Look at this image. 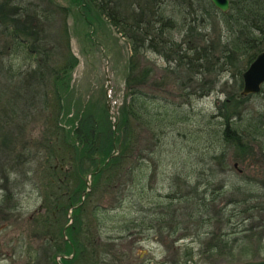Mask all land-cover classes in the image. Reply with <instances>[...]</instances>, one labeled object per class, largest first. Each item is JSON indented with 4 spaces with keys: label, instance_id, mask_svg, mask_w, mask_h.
Wrapping results in <instances>:
<instances>
[{
    "label": "trees",
    "instance_id": "trees-1",
    "mask_svg": "<svg viewBox=\"0 0 264 264\" xmlns=\"http://www.w3.org/2000/svg\"><path fill=\"white\" fill-rule=\"evenodd\" d=\"M228 1V10L221 12L208 0H71L86 29L96 32L105 19L129 44L124 95L112 120L106 100L92 96L73 117H66L65 96L77 63L68 48L65 17L69 8L54 0H0V201L6 195L14 198L22 190L19 184L27 181L38 190L41 200L30 217L37 228L32 237L39 240L32 254L35 264H58L56 257L59 264H103L113 254V242L133 232L154 230L163 244L167 241L162 232L185 237L186 226L174 213L170 214L174 225L168 229L164 210H143L142 200L149 197L164 198L155 206L170 208L190 194L194 209L183 215L187 222L198 219L190 223L196 236L208 229L214 242L208 244L209 250L224 248L229 241L219 238L221 234L209 228L211 223L226 229L244 220H264V175L253 180L261 185V192L246 188L248 192L236 200L245 204L242 208L228 209L223 204L217 211L213 208L214 214L208 213L213 205L205 199L212 203L215 196L205 192L226 187L215 184L213 174L201 181L200 171L197 175L193 171L197 179L191 183L175 172L171 175L174 187L162 198L152 193L153 188L147 192L144 185L155 172V165L146 158L166 156L163 140L172 141L171 130L191 120L184 104L208 95L220 72H229L232 84L224 81V98L209 115L214 120L208 121L206 136L199 134L201 129L192 134L196 142L189 149L197 160L192 166L202 164L211 170L212 164L220 165L224 171L227 149L240 162L250 157L264 160V84L255 94H239L242 71L264 50V0ZM212 12L220 25L212 22L210 35L205 28ZM53 14L62 16L55 40L43 33L45 20ZM172 31L181 35L178 41ZM62 38L63 51L58 46ZM147 50L165 61L158 80L154 67L141 63ZM148 81L150 89L143 90ZM170 85L178 93L168 90ZM65 117L68 128L61 123ZM30 120L39 123L36 139L24 132ZM176 135L184 139V132L176 131ZM184 188L187 191L181 194ZM12 207L16 209L17 203ZM217 259L211 264L223 262Z\"/></svg>",
    "mask_w": 264,
    "mask_h": 264
},
{
    "label": "rangeland",
    "instance_id": "rangeland-1",
    "mask_svg": "<svg viewBox=\"0 0 264 264\" xmlns=\"http://www.w3.org/2000/svg\"><path fill=\"white\" fill-rule=\"evenodd\" d=\"M29 1L38 2L39 0ZM54 1L58 6L69 8L68 15L65 17L68 48L77 58V63L70 72L68 95L65 96V103L68 104L66 117H73L77 113V109L90 96L106 100L104 92L106 85L105 76L107 75L109 80V115L113 120V110L121 102L124 95L122 80L130 56L129 44L105 19L102 22L100 21V27H97V31L93 32V28L88 27L86 29L82 25L81 18L77 14L78 7L72 4L71 0ZM101 2L105 5V1ZM42 5L44 6V4ZM218 19L217 14L214 12L206 18L208 22L205 31L210 35L214 33L212 31V22L215 21L220 25ZM61 25L62 16L59 14H53L49 20H45L43 33L46 38L52 35L55 40ZM85 32L87 36H85ZM172 34L174 40L178 41L181 37L176 31H172ZM58 46L59 50H64L63 38L59 39ZM141 63L154 67L155 72L153 73L156 80L164 73L165 61L153 51H145L144 59ZM215 79L217 81L214 82V89L208 95L193 99L189 105L184 104V109L190 113L189 119L191 120L179 123L177 127L175 126V129L171 130L169 136L172 141L168 140V143H166L165 139L163 140L165 150L168 151L165 153L166 156L161 154L159 158L156 156L151 159L146 158L148 163L155 165V172L153 177L149 180L146 179L144 184L147 192L153 188L154 192L152 190V193H158L162 198L165 193L167 194L174 187V184L171 185V175L175 172L180 174L182 180L183 178H189L191 183L197 179L192 174L193 171L196 172V175L200 171L197 176L200 175L201 181L213 174L214 179L212 181L215 184L224 183L226 188L222 190L215 189L211 192L209 191V193L205 192L206 196H215L212 203H210L208 198L205 199L207 204L213 205L212 209L208 210L209 214H214L213 208L215 210L220 209L223 204H226L225 207L228 209L242 208L245 204L236 200L243 197L246 188H248V191L261 192L263 190L261 185L253 182V180L256 179V176L263 178L259 175H264V160L250 157V159L240 162L233 158L232 151L229 149L225 151V157L223 158V163L226 165L224 171L220 169V165L212 164L211 170L204 168L199 163L202 161L201 159L198 162L200 165H197V167L192 166L193 163L197 164L194 153H191L189 149L194 147L193 145L196 142H193L192 134L196 135L197 130L201 129L199 134L206 136L205 133H208L207 129L210 128L208 121L214 120L209 115L215 113L216 104L224 98V91H222L223 89L221 90L223 83L227 80V86L232 84L229 72H220ZM150 87L151 85L148 81L142 88L143 90H149ZM175 88L170 85L168 90L174 94L178 93ZM256 101L261 102V99L258 98ZM66 117L61 120V123L68 128L70 123L69 119L66 122ZM39 131V123L37 121L27 123L24 129L26 137L35 139L39 135ZM176 131L184 132V139L176 135ZM234 163L236 166L233 165ZM173 164L174 166H172ZM86 178L88 180L89 175H86ZM239 179H244V182L248 184L233 182ZM15 180L20 182L22 179L20 180L18 175H16ZM86 183L89 182L87 181ZM18 187H22V190L19 193H15L14 198L10 199L6 195L0 201V264H25L28 260L31 262L30 264H35V260H32V254L34 248H37L39 240L32 237V232L37 228H34L35 226L30 217L39 205L41 198L38 190L34 189L28 181L24 182L23 185L19 184ZM186 191L187 189L184 188L180 193L184 194ZM185 195L186 197H183ZM183 196L182 199L175 201L176 203H173L170 208L163 207L164 205L160 206L162 204L155 206V201L158 200L155 197L144 198L142 203L143 207H146V209H143L145 211L164 210V223H166L168 229L169 224L174 225V221L170 216V214L174 213L181 226H186L185 230L187 233L185 237L176 238L174 233L169 235L167 232H162L161 236H165L164 238L167 241L163 244L158 240V233L154 230H151V232L139 231V234L133 232V234L126 236L122 234L123 237L121 239L113 242V245L115 244L116 246L112 252L115 254V258H113V254L108 255L106 257L107 262L103 264H211L214 259L218 260V257L222 258L223 262L229 259L230 261H244L264 258V220L261 222L256 221V219L253 221L244 220L242 225L240 224L233 228H229V226L226 229H220L219 225L211 223L209 228L213 229L216 235L220 236L221 234L219 238L227 237L229 241L224 248L217 247L215 250H209L208 244L213 245L212 243L214 242L206 232L208 229L205 227V229L201 230L202 233L196 236L195 225L193 226L190 223H193V221L198 222V219L189 218L187 222L186 217L183 215H188L194 209L193 198L190 194L186 193ZM159 200L164 201V198ZM15 203H17L16 209L12 207ZM219 251H222L223 254H220ZM189 252L191 254H187ZM55 260L59 263L57 257Z\"/></svg>",
    "mask_w": 264,
    "mask_h": 264
},
{
    "label": "water",
    "instance_id": "water-1",
    "mask_svg": "<svg viewBox=\"0 0 264 264\" xmlns=\"http://www.w3.org/2000/svg\"><path fill=\"white\" fill-rule=\"evenodd\" d=\"M213 7L218 9L221 12H226L229 8V1L228 0H208ZM106 78V85H105V98H106V108L109 113V102H108V85L109 80L108 76ZM241 89L239 94L244 96L246 94H253L257 93L262 84L264 83V50L260 51L255 55V57L249 62L246 68L241 73ZM236 166V164H233ZM88 186V183H87ZM88 190V188L86 189ZM67 217H69L67 215ZM63 238H65L63 236ZM221 264H264V258L258 259H248L244 261H227L222 262Z\"/></svg>",
    "mask_w": 264,
    "mask_h": 264
},
{
    "label": "flooded vegetation",
    "instance_id": "flooded-vegetation-1",
    "mask_svg": "<svg viewBox=\"0 0 264 264\" xmlns=\"http://www.w3.org/2000/svg\"><path fill=\"white\" fill-rule=\"evenodd\" d=\"M31 262L28 260L27 262H25V264H30ZM58 263V262H57ZM59 264V263H58Z\"/></svg>",
    "mask_w": 264,
    "mask_h": 264
}]
</instances>
